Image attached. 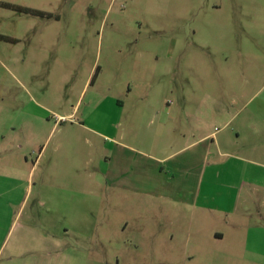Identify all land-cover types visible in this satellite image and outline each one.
Listing matches in <instances>:
<instances>
[{
  "label": "rangeland",
  "instance_id": "1",
  "mask_svg": "<svg viewBox=\"0 0 264 264\" xmlns=\"http://www.w3.org/2000/svg\"><path fill=\"white\" fill-rule=\"evenodd\" d=\"M0 36V260L21 226L35 227L29 240L60 237L49 220H61L46 212L47 226L40 221L37 193L51 181L73 192L82 180L89 239L71 234L60 248L87 253L77 264H264L258 236L246 243V222L264 225L257 208L199 217L193 206L105 185L98 212L96 184L110 157L145 158L112 151L121 142L173 156L151 167L155 191L192 198L177 183L193 179L215 140L240 144L243 116L264 98V0H0ZM126 93L122 112L107 103ZM155 96L161 115H130L137 97Z\"/></svg>",
  "mask_w": 264,
  "mask_h": 264
},
{
  "label": "crops",
  "instance_id": "2",
  "mask_svg": "<svg viewBox=\"0 0 264 264\" xmlns=\"http://www.w3.org/2000/svg\"><path fill=\"white\" fill-rule=\"evenodd\" d=\"M89 85L88 75L83 89ZM131 87L128 85L126 90L129 91ZM107 89L111 92L112 89L115 90V87L110 86ZM125 99H130L127 93L126 98L109 99L107 103L109 105L111 103L114 109L122 112L127 103ZM185 99L186 97L182 98L183 101ZM161 100V96L137 97L136 105L130 115L136 116L139 113L161 115L164 111L163 107L160 106ZM166 109L167 119L170 117L171 121H175L176 117L170 115L171 107ZM91 112L93 111L88 109L86 113L82 114L89 115ZM183 112V114L186 113L185 108ZM188 114L191 115V113ZM159 127L161 129L166 128V123L162 120ZM213 133H205L202 138L207 139ZM240 135L242 136L240 144L237 140L235 144L230 143L231 140H227L224 144L215 140L212 143L213 153H211V149L207 148L202 155L203 159L195 162L192 172H189L193 179H186L182 183H177L181 189L186 187L189 189L191 199H187V195L184 196L180 190L177 193L164 190L160 193L155 191L151 167L154 163H167L173 156L162 157L159 154H146L133 146L117 142V147H113L112 151L120 154L129 151L141 154L145 158L140 163L134 161L129 165L128 163L124 164L123 159H120L119 162L111 160V157L109 161L105 160V165L99 167V174L96 179L98 212L104 211L103 206L100 207V201L102 202L105 197L104 187L107 185L112 189L130 192L134 195L149 196L156 199L165 198L183 208L193 206L194 215L199 217L211 214L215 208H219L216 209L218 213H225L224 215L229 217L230 213H234L236 207H241V214L245 216L251 214V209L257 208L256 213L261 220H264V98L261 101L257 100L250 112L243 116L241 130L240 132L236 131V139ZM160 149L163 150L164 147ZM148 166H150L149 173ZM182 170L181 164L175 165L169 170L170 176L173 179H178ZM80 177L79 179H81ZM54 183H56L55 186L51 181L50 191H46L44 188L38 191V204L42 208L40 221L45 225L47 218H44V215L46 212L49 213L52 220L56 218L61 220L59 225L53 224L49 220L50 225L61 233L60 237H54L47 232H37L39 240H29L26 237L35 232V227L31 225L28 227L21 226L18 235H14L12 243L8 246L4 259L0 260V264H15L14 260H17L18 264H77L86 261L88 255L82 250L72 254L70 251H63L60 248L61 243L64 240H72L75 233L81 242L88 241L89 226L87 220L91 210L87 206V200L88 193L91 191L87 188L88 184L85 188L83 187L82 180H74L73 192L67 187L69 186L68 181H65L66 187L63 188L57 187L56 181ZM55 187L58 191H54ZM215 202L217 203L216 207ZM245 232L246 243H249L252 237L250 234L258 236L257 241L262 244H260L263 250L261 252H264V225L262 222L251 224L247 221ZM214 235L221 236L222 234L216 231ZM253 240L255 239L253 238ZM4 243L3 241L0 244V253L4 249Z\"/></svg>",
  "mask_w": 264,
  "mask_h": 264
},
{
  "label": "trees",
  "instance_id": "3",
  "mask_svg": "<svg viewBox=\"0 0 264 264\" xmlns=\"http://www.w3.org/2000/svg\"><path fill=\"white\" fill-rule=\"evenodd\" d=\"M0 37H3V36H0Z\"/></svg>",
  "mask_w": 264,
  "mask_h": 264
}]
</instances>
